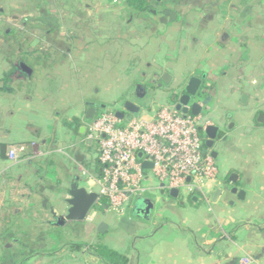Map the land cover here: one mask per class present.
Segmentation results:
<instances>
[{"label": "crops", "instance_id": "1", "mask_svg": "<svg viewBox=\"0 0 264 264\" xmlns=\"http://www.w3.org/2000/svg\"><path fill=\"white\" fill-rule=\"evenodd\" d=\"M217 2L215 12L223 22L220 23L216 15L208 17L202 7H191L185 15L164 10L161 14L171 17L170 24L166 28L158 26L160 29L153 41L143 34L139 38L132 35L130 45L134 51L125 52L124 56L123 49L116 47V42L123 38L118 37L117 29L105 23L114 15L111 11L99 10L94 14V21L100 23L98 26L77 25L67 41L49 34L43 46L37 42L21 46L22 53L16 63L13 55L0 56V264H104L89 248L102 239L110 249L124 254L128 264H242L245 257L254 259V264H264V117L260 118L264 116V106L260 101L249 102L254 85L258 84L259 92L264 90V53L260 57L249 42H259L264 48V0H238L232 13H227L224 4ZM46 26L43 28L47 29ZM256 31L261 32L260 36L254 34ZM127 35L129 39L130 34ZM38 48L46 53L36 52ZM26 50L28 58L24 61L20 56ZM160 52L164 53L163 58L156 61ZM140 53L145 58H139ZM117 54L121 55L120 62ZM132 56L135 59L130 60ZM22 64L29 68V74L24 72ZM142 66L146 72L141 70ZM165 73L169 76L168 82L163 80ZM122 74L126 79L124 86L119 84ZM150 76L155 88L164 94L160 99H156L154 93L143 100L150 101V104L145 102V107L142 105L145 113L156 106L174 104L175 91L183 90L192 77L202 78V87L206 88L201 100L211 97L203 114L213 125L222 128L226 136L215 148L220 175L218 182L208 188L210 204L185 192L173 198L169 191L156 188L141 198L152 201L148 219L137 215L136 201L122 217L110 216L113 214L104 209L101 214L104 219L98 222L85 220L57 226L52 220L49 221L51 231L45 229L34 218L35 210L43 206L49 210V217L55 218L59 215L55 210L61 208L56 201L65 193L63 202L67 212L70 185L79 181L80 187L89 186L79 171L80 167L86 168L88 156L85 150H76L73 158L66 157L65 164L56 156L51 161V171L46 170L48 167L34 162L35 153L51 147L52 140L46 139L40 128L53 116L57 121L63 110L69 123L79 119L77 125L73 123L68 128V141L75 143L86 134L83 120H87L88 104H109L94 98V89L116 90L117 99L112 100L116 103L132 95L134 88L137 97L139 80L149 81ZM229 97L234 98L235 105L241 106L239 120L247 121L248 114H253L251 124L244 125L239 120L234 123L232 117L225 114L223 110L229 105ZM27 131L31 134L29 141L35 145L31 147L29 158L12 167L8 148L24 143L22 133ZM94 144L86 145L90 148ZM77 154L84 156L83 162L76 160ZM27 168L35 169V178L41 176L38 172L41 170L53 173L54 177L49 174L47 178L56 188L39 184L32 199L17 207L21 189L11 188V194L6 182L10 178L21 182L20 174ZM16 169H22L19 178L14 177ZM12 196L16 199L11 200ZM101 223L107 226L104 233L98 230ZM67 229L74 233L70 237L73 244L61 249L60 255L51 253L54 246L47 239L59 240ZM115 230L120 237L117 235L115 244L111 245L106 238ZM29 240L36 241L37 245H28L25 252H21V242ZM6 243L11 245H2ZM71 245L83 248L73 250ZM21 253L32 257L24 259Z\"/></svg>", "mask_w": 264, "mask_h": 264}, {"label": "rangeland", "instance_id": "2", "mask_svg": "<svg viewBox=\"0 0 264 264\" xmlns=\"http://www.w3.org/2000/svg\"><path fill=\"white\" fill-rule=\"evenodd\" d=\"M217 1L224 4V9L227 10V13L228 12L232 13V9L236 6L235 4L238 3V0H229L228 2L226 0H147V2L149 3V9H148L149 12L143 15H137L138 13H134L132 10L130 9L128 10L122 6L127 11L123 10L118 5L120 2H122V0H0V44L2 46L0 48V56H4V55L12 56L13 54V59H14L13 62L16 63L17 62L16 59L19 58L18 56L19 53H22L21 51H19L20 49L18 48H21L22 45H15L16 44L15 41H20V43L24 45L37 42L38 45L43 46L44 42L46 43V40L49 39L48 37H46L49 34L57 35L58 38L62 39L63 41L65 40L67 41L68 40L67 36L72 35L71 31L76 29L75 27H77V25L82 26L85 24L89 26L90 24L93 26H98L100 24L99 22L94 21L96 18L94 14L97 12V10L104 12V13H106L107 11H111V14L114 15L113 19H111L110 22L108 21V23L107 22L105 23L109 24L108 26H111L112 28L117 29L116 34L118 35L119 38H123L116 42V44L118 45L116 47L118 48L121 47L123 49L124 52H122V55L124 56L125 52L132 53L134 51L131 49V45H130V38L132 35L135 36L136 38H139L140 35L143 34L147 38H150V41L151 40L153 41L156 38L157 29L159 27L164 28L166 25L170 24L172 20L171 17H168V18L164 17L161 14L162 11L171 10L170 12L173 14L174 13L173 10H175L176 13L185 15L188 10L191 11V7H196V8L202 7V11L208 13L207 15L208 17H210V16L216 15L215 11L217 10L214 8V6L215 4L218 3ZM132 14H133V17L131 18ZM183 18H184L183 22H185L186 21L185 16ZM219 19H221V17L217 16V20ZM260 20H261V17L258 19V21L260 22ZM219 22L221 23L223 21L219 20ZM45 25H47L46 26L47 29L43 28L45 27ZM175 25H178V22H176ZM127 34H130L129 39H128ZM225 34H226V31H225ZM254 34L260 36L261 32L256 31ZM195 36H198V34H196ZM220 39L222 41L223 37L221 36ZM249 42L250 44L254 45L252 50L257 51L258 55L261 57L264 53V48L260 47L261 45L259 44V42L251 43L252 42L251 40ZM200 44H202V42H200ZM117 55H118V61L120 62L121 55L120 54H117ZM138 55H139L138 56L139 58H142V59L145 58V56L142 57L141 53ZM163 55L164 53L162 52L158 53L157 56L155 57L156 61H160L163 58ZM116 58L117 57H115L114 59L116 60ZM133 59H135V57L132 56L130 60H133ZM75 67H78V66L75 65ZM141 70L146 72V69L143 66ZM72 72H74V70H72ZM121 76L122 78L119 80V82L120 81L122 82H120L119 84L121 86H124L126 84L125 83L126 79L123 74ZM139 81H140L139 85L143 84L144 86L149 87L151 85V83H149V81L151 82V76L149 78V81L148 79L147 80L145 79L142 81L139 80ZM117 83L115 85H117ZM257 88H258V84L254 85L255 91L252 95H250L249 102L250 104H253L255 101H260V102H263L262 106H264V90L259 92L258 90H256ZM150 89H153V88H150ZM132 90L135 93V88ZM153 90L154 92H151V93L152 95L156 93V99L163 98L164 92L162 90H158L157 88ZM93 92L96 94V95L94 94L96 97L94 95L93 97L96 98L98 101L100 102L106 101L107 103H109V104H102V103L100 104L101 106H104L105 108L100 109V112H98V115L104 112H107V111L115 113V111L118 109V106L120 105L119 101H122L123 99H126V98L133 99L134 101L139 103L141 106L143 105L144 107L147 102L148 104H150L149 100L142 102V100L137 98L134 93H132V95L130 94L128 96H124L122 100H119L118 102L113 103L112 100L117 99L116 97L118 93L116 90L111 89L110 92H106V89L105 90L102 89L99 92L97 89H94ZM120 97H122V94ZM239 98L240 97H238V100ZM233 99H234L233 97H229L228 99L229 105H226L228 107H226L227 109L226 110L224 109L223 111H225V114H228V116L232 117V120L235 123V122H238L237 120L240 119L241 106L239 105L238 102H237L238 104L235 105L236 103L233 101ZM233 104L235 106H233ZM51 105L53 106V104ZM19 112H22V110H19ZM51 112L56 113L55 111H51ZM142 112L145 113L143 109L141 110L140 114ZM60 113L61 114H59L57 121H56V116H53V118L50 121L45 123L43 129L40 128L42 133L46 135V139L52 140L49 142L51 147L43 148L44 150L39 151V153L42 155L39 156V158L37 157L34 158L35 159L34 162L42 163L44 167L45 166L48 167L46 169L48 171H51L49 170V168L52 166L51 161L56 156L62 159L63 163L67 160L66 156L64 154L57 153V150L62 149V148H67L71 145V143L68 141L69 140L68 138L69 130H68V127L65 125V122H68L66 119L67 116L65 117V115L63 114L65 112L63 110H61ZM220 113L221 112L219 111L218 115L222 114ZM19 115L24 116L23 113H20ZM252 117H253V114H251L250 112L246 118L247 121H243V122L241 120L239 121L241 124L249 125L251 124ZM5 120H7V118H5ZM127 121L128 120H124L121 126L122 127L125 126L127 124ZM32 127L35 128V126H32ZM22 135H24V140H23L24 143H19V145L26 146L31 150V147L34 143L29 141L30 135H31L30 132L27 131L25 133H22ZM80 141L81 139H79L76 143H79ZM97 148L98 147H96V144H94L89 149H87V145H84V144H79L78 147L76 148V150H80V149L82 151L85 150L84 152L88 156V162H89L88 164H91V170H88L89 172L96 171L95 170L96 166L94 163H95V160L98 158ZM7 155H8V152H7ZM60 159H56V160L59 161ZM8 161L12 165V167L16 166L9 159ZM34 170L30 168L24 169V171H22V169L21 170L16 169L15 172L17 173H15L14 177L19 178V176L21 175L20 178H23L21 182L15 181V179L13 180V178L7 179L6 183L9 184L8 185L9 189L11 188L21 189L18 192V194L20 195L18 197L17 207H22V205H25L28 201L32 199V196L35 194L34 189H38L39 184L41 185L42 183H45L46 185L55 186L56 188V184L50 183L48 181L49 177L47 178V175L49 174L52 177H54L55 175L53 173L51 172L49 173L48 171L41 170V171H38L41 176L35 178L36 176H35ZM20 171H22L21 174H20ZM80 176L84 180L87 179V177L83 175H80ZM54 182L56 181L54 180ZM153 185L156 186L157 183L154 182ZM62 186L63 185H61V187ZM58 187L60 189L59 185ZM12 189L10 190L11 194H13ZM60 191H61L60 193H62V190ZM64 198H66V195L65 193H62L60 194V199L56 201V203L58 202V204H56L57 206L61 205V208L59 210H55L59 214L58 215L59 217L65 216L67 213L64 207L65 205L63 202ZM15 199H16L15 196H12L11 200H15ZM202 200L210 204L209 197H208V200L207 199L205 200L202 199ZM47 211L49 210L41 206L37 208V210H35V214L33 216L38 222L43 224V227L45 229H48L49 231H51L49 227V221L52 222L53 220V222H55L58 216H56L55 218H51L49 217V214ZM102 213H104L103 210H101L99 206H95L92 212L90 213L89 218L92 219L93 221L95 220L94 222H98L100 219L103 218L101 215ZM110 213L113 214L110 216L119 217L112 212ZM73 235L74 233H71V231L69 232V230L67 229V231L63 235L64 237L60 238L59 240L49 237L50 239H47V242L50 245L54 246V248H52L50 252L56 253V254L58 253V255H60L61 249L69 246L72 243L70 237ZM117 235L119 238L120 237L119 231H116V230L111 231L109 233V236L106 239L107 241H111L110 242L111 245H114L115 240H116L115 238L117 237ZM57 241H61L60 244H58ZM88 242L89 240L84 242V244L87 245ZM100 243H105V245L108 246L105 239H102ZM2 245L6 247V245L10 246L11 243H6ZM28 245L35 246L37 245V242L34 240H29L28 242H25V241L21 242L19 250L21 252H25V249H27ZM72 246L73 245H71V247ZM86 247L87 246H85V248ZM36 252L38 253L40 251L36 250ZM20 255L24 259L32 257V255H28L26 253H21ZM34 255L35 254H33V256ZM243 260L247 262L244 264H254L255 262V260L250 257H245Z\"/></svg>", "mask_w": 264, "mask_h": 264}, {"label": "built area", "instance_id": "3", "mask_svg": "<svg viewBox=\"0 0 264 264\" xmlns=\"http://www.w3.org/2000/svg\"><path fill=\"white\" fill-rule=\"evenodd\" d=\"M122 123L110 111L92 120H83L86 134L81 141L57 150L73 158L79 144H97L99 175L84 167L79 169L87 177L90 190L94 186L100 188L95 206H100L103 200L107 211L122 217L136 201L156 188L159 191L176 189L208 200V188L218 182L220 173L212 155L202 154L206 140L202 132L213 125L207 116L183 115L172 104L135 115L123 127ZM30 154L28 147L19 144L8 148V159L15 165ZM139 154L143 155L142 159ZM41 155L37 152L34 157ZM144 162L152 164V168L144 169ZM244 263L247 262L243 260Z\"/></svg>", "mask_w": 264, "mask_h": 264}, {"label": "water", "instance_id": "4", "mask_svg": "<svg viewBox=\"0 0 264 264\" xmlns=\"http://www.w3.org/2000/svg\"><path fill=\"white\" fill-rule=\"evenodd\" d=\"M24 72L29 74L30 70L26 65H21ZM168 74H164L163 80L165 82H168ZM203 86L202 78L199 77H192L185 88L183 90H176L174 93L175 103L173 105L176 106V109L181 112L183 115H193L198 116L202 115L206 111V107L208 106L211 97H207L206 100H201L202 95L206 92L204 91L205 88ZM144 87L142 85H138L136 92L138 93L137 97L139 99L144 98L147 95V89L146 93H143L139 95V90ZM161 87V85H160ZM173 95V94H171ZM89 109L87 110L86 119L92 120L93 117L96 114V110L94 108L97 107L96 104H88ZM94 107V108H93ZM103 108H105L103 106ZM159 106L155 107V110H157ZM142 110V106L139 104H136L133 99H123L120 101V105L118 106V109L115 111L116 117L121 120H130L133 116L140 114ZM264 117L263 115L260 116V118ZM205 134V141H204V148L202 150V154L205 156L208 153L212 155L214 159L217 157V152H215V148L217 146V143L221 140H223L226 136L225 131L216 125H211L207 127L204 131ZM88 144V143H87ZM139 159H142L143 155H138ZM76 160L79 162L84 161V156L81 154L76 155ZM144 169L152 168V164L148 162L143 163ZM237 189L233 190V193H236ZM100 188L99 186H94L91 190H89L86 187H80L79 181L74 182L70 185L68 196L69 198L66 200V203L69 206V209L67 210V213L65 216H60L56 220L57 226H65L70 222H83L85 220H88V215L92 212L93 208L96 205V202L99 198ZM169 194L173 198H178L179 191L176 189H173L169 191ZM243 193H240V196L242 197ZM152 201L146 200V199H139L137 203V210L136 213L138 216L148 219L151 214L152 209ZM105 209H107V205H105ZM107 229V226L104 223H101L99 226V232L104 233V231Z\"/></svg>", "mask_w": 264, "mask_h": 264}, {"label": "trees", "instance_id": "5", "mask_svg": "<svg viewBox=\"0 0 264 264\" xmlns=\"http://www.w3.org/2000/svg\"><path fill=\"white\" fill-rule=\"evenodd\" d=\"M121 7L123 6L126 9H130L132 10L134 13H138L137 15H143L146 14L147 12H149V3L147 2V0H122L121 2ZM15 45H22L24 46V44H21L20 41H15ZM19 49V48H18ZM27 52H25L23 54V56L21 55L20 58L24 59V61L27 60V53L29 52L28 50H26ZM36 52L39 53H43L45 54L46 52L43 50H40L39 48L36 49ZM13 55V54H12ZM11 56V55H10ZM12 57V56H11ZM10 57V59L12 60V58ZM206 89V88H205ZM74 124H78L79 123V119L75 118L73 121ZM73 123H69V122H65V125L69 128L72 126ZM86 145V144H84ZM98 147V146H97ZM89 148V147H87ZM98 154H99V150L97 148ZM86 170H91V164H88L89 162L86 161ZM95 172H91L94 175H99L100 173V166H99V160L98 158L95 160ZM102 204L99 206L101 208V210L105 209V205L106 202L102 200L101 202ZM73 250H80L83 248V246H79V245H73L72 246ZM90 250L95 254L96 257L100 258L102 260V262L104 264H128V258L124 255L121 254L113 249H110L108 246L105 245V243H100L98 242L95 245L89 246Z\"/></svg>", "mask_w": 264, "mask_h": 264}, {"label": "flooded vegetation", "instance_id": "6", "mask_svg": "<svg viewBox=\"0 0 264 264\" xmlns=\"http://www.w3.org/2000/svg\"><path fill=\"white\" fill-rule=\"evenodd\" d=\"M153 12V11H152ZM155 13V12H154ZM27 74V73H26ZM149 83H151V85L149 86V87H147V86H144V85H142V86H144V87H142L140 90H139V95H141V94H143V93H146V90L145 89H147V95L144 97V98H142L141 100L143 101V100H146L147 98H149V96L150 95H152V93L151 92H153V89H150V87L151 88H155V85H154V80L153 79H151V82L149 81ZM205 91V90H204ZM172 94V93H171ZM136 95H138V93L136 92ZM136 103V102H135ZM137 104V103H136ZM140 105V104H139ZM100 109H102V106L101 105H98L97 106V108H96V114L98 113V112H100Z\"/></svg>", "mask_w": 264, "mask_h": 264}]
</instances>
